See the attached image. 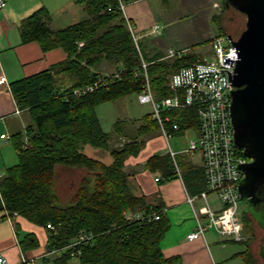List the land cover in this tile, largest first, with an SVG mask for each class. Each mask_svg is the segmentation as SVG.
Segmentation results:
<instances>
[{"label": "trees", "instance_id": "trees-1", "mask_svg": "<svg viewBox=\"0 0 264 264\" xmlns=\"http://www.w3.org/2000/svg\"><path fill=\"white\" fill-rule=\"evenodd\" d=\"M74 1L83 5L88 17L65 27L51 29L49 13L43 6L19 21L23 42L36 41L44 51L59 47L66 56L9 83L17 107L28 113L29 122L23 131L10 136L17 161L0 175V212L15 213L47 230L46 247L54 252L51 264H69L72 259L76 264H184L179 255L162 253L160 240L168 220L159 205L130 191L123 169L125 158L136 155L145 137L159 130L157 121L151 112L142 114L134 128L124 125L123 119L115 120L113 133L123 140L111 145V136L102 129L94 110L99 103L139 93L142 87L141 78L133 76L140 57L118 1ZM221 1L223 12L230 6ZM220 15L221 12L211 16L216 34H227ZM143 57L158 100L173 93L167 86L168 76L195 61L198 55L190 49L181 57ZM104 60L112 63L115 70L100 76L94 67ZM59 74L72 77V83L57 88ZM93 82L97 87L91 91L79 95L71 92ZM164 113L179 122L177 132L197 126L193 104ZM86 144L107 151L110 161L84 153ZM172 165L169 153L164 152L148 156L142 166L154 172ZM61 169L68 173L82 171L74 191L64 201L55 181ZM202 177L199 178L204 184ZM153 213L159 217L154 218ZM242 221L243 227L249 225ZM47 223L53 228L46 227ZM24 236L20 240L22 247L36 244L29 233ZM246 240H251L250 235ZM247 257L245 264H251L253 256L248 253Z\"/></svg>", "mask_w": 264, "mask_h": 264}, {"label": "crops", "instance_id": "crops-1", "mask_svg": "<svg viewBox=\"0 0 264 264\" xmlns=\"http://www.w3.org/2000/svg\"><path fill=\"white\" fill-rule=\"evenodd\" d=\"M126 1V15L134 33L138 38L147 37L150 44L146 56L162 54L165 57L168 47L193 51L194 44L207 41L216 34L212 27L205 25L208 17L212 16L216 0H196L195 5L200 4L201 8L195 16L189 15L193 8L190 6L191 0ZM41 6L49 13L48 25L51 29L62 28L88 17L83 5L74 0H5L4 6L0 8V75L6 78V81L0 83V134H8L6 138L0 137V175L6 166L17 161L11 134L23 131L29 122L28 113L17 107L9 83L45 69L66 56L59 47L44 51L36 41L21 40L20 19ZM184 17H188L186 22H182ZM154 23L161 25L159 33L150 32ZM104 63L103 67L106 68L109 62ZM67 79L64 74L57 75V88L70 85L72 77L70 84L61 83H66ZM177 131L170 130V135L166 138L158 130V135L150 136L136 155L125 158L123 169L127 172L130 191L134 195L143 196L152 205H159L168 220V227L160 240V248L165 256L179 255L184 264H245L248 253L254 256L251 241L246 240L249 235L242 241H233L246 244L244 249L227 244L231 240H221L213 228H208L203 238L187 239L186 235L195 229V220L185 201V191L196 193L201 190L204 184L199 177L203 173L199 151L188 152L185 147L182 151L175 152L171 147L169 138L183 132ZM116 137L123 139L122 136L115 135L110 141V144L113 142L111 145L120 144L121 141ZM170 150L174 152L173 157ZM164 152L169 153L173 162L167 170L152 172L142 166L148 156ZM99 153L105 157L97 158L106 163L110 161L107 151ZM167 173L170 175L166 176ZM156 176L159 180H155ZM209 199L213 208H217L215 196L210 194ZM195 204L199 206L202 201L197 199ZM26 233L30 234V240L36 241L35 245L22 247L20 240L25 238ZM46 240L47 230L44 227L19 218L15 213L4 215L0 212V257L6 259L5 263L0 264H16L22 256L34 258L32 264H51L54 252L47 250ZM74 260L76 259L72 261Z\"/></svg>", "mask_w": 264, "mask_h": 264}, {"label": "built area", "instance_id": "built-area-1", "mask_svg": "<svg viewBox=\"0 0 264 264\" xmlns=\"http://www.w3.org/2000/svg\"><path fill=\"white\" fill-rule=\"evenodd\" d=\"M117 7L126 21L134 45L140 57V63L134 67L133 76L141 78V90L137 93L140 103L151 105L152 117L158 123L160 132L168 138L170 130H179V122L173 120L168 113L171 109L184 108L188 105L196 106L197 136L189 140L185 151H199L204 178V187L196 193L185 191V201L191 208L195 220V229L186 237L193 240L204 237L208 228H213L221 240L242 241L243 214L239 211L238 185L243 177L239 164L249 159L238 148L233 139V127L230 121L229 92L232 88L230 75L234 71L237 60V49L228 38L227 34H215L211 40V56L197 58L195 61L179 67L168 76L167 86L173 91L172 95L156 99L152 89L146 67L148 62L144 59L139 47L138 37L134 33L126 15L128 1L117 0ZM5 0H0V8ZM213 7L219 8L217 3ZM111 8L108 6L107 10ZM161 25L154 23L150 27L151 33H159ZM188 51L187 48L168 47L165 57H181ZM118 73H115L117 76ZM4 75H0V83L6 81ZM97 87V82L73 88L71 92L79 95L91 91ZM168 126V128H167ZM0 137H8L2 133ZM174 152L170 150L173 157ZM159 180V177H155ZM210 194L215 196L217 208L210 203ZM202 201L196 205L195 201ZM127 217H132L130 214ZM158 218V213H153ZM52 229L53 225L46 224ZM34 258L21 257L16 264H32ZM0 262L6 259L0 257Z\"/></svg>", "mask_w": 264, "mask_h": 264}, {"label": "water", "instance_id": "water-1", "mask_svg": "<svg viewBox=\"0 0 264 264\" xmlns=\"http://www.w3.org/2000/svg\"><path fill=\"white\" fill-rule=\"evenodd\" d=\"M245 15V26L236 38L227 34L237 49L230 75V121L233 139L249 159L239 164L243 177L240 199L252 206L264 194V0H224Z\"/></svg>", "mask_w": 264, "mask_h": 264}, {"label": "rangeland", "instance_id": "rangeland-1", "mask_svg": "<svg viewBox=\"0 0 264 264\" xmlns=\"http://www.w3.org/2000/svg\"><path fill=\"white\" fill-rule=\"evenodd\" d=\"M198 1V0H197ZM207 1V0H206ZM212 1V0H211ZM219 8L214 7L212 9L211 14H215V12L220 13L221 12V19L222 24L224 25L225 32L227 34H231L233 38H236L241 30L245 26V15L236 9L232 7H228L224 9L225 11L222 12L221 9V0H216ZM194 2V3H193ZM196 0H191L190 6H193L191 8V12L189 15L195 16L199 12L200 8L199 5H195ZM195 5V6H194ZM188 20V17H184L182 22H186ZM205 25H207L208 28L212 27V31L217 32V27L215 23L213 22L212 18L207 19L205 21ZM215 28V29H214ZM138 43L140 46V49L142 53L146 56V50H148L149 43L147 37H139ZM193 51L198 55V57H206L208 60L212 58L211 53V41L207 40L201 43H196L192 47ZM104 62L107 63V61H102L100 64L94 67V70L100 72V76H103L105 73L109 74L115 70V66L112 65V63H108L107 67H103ZM66 76L67 81L64 83V81H60L62 84L67 85L71 83V80L69 76ZM59 82V80H58ZM96 116L100 122V125L103 130L108 132L110 134V141L115 136L113 133V123L117 119H123L124 125L128 126L129 128L136 127L139 123V118L142 114L146 112H151L152 108L149 103H140L137 99V93H130L125 96L119 97L114 100L104 101L102 103H99L95 105L94 107ZM133 120L135 122H133ZM158 135V130L151 132L148 136L145 137V141L151 136L156 137ZM197 136L196 128L195 127H188L183 130L182 134L180 135H172L169 138V143L171 147L174 149L175 152H180L183 150V148L187 147V144L190 139L195 138ZM118 138V137H116ZM118 141H121L123 139L118 138ZM113 144V142L111 143ZM84 153H86L89 156L92 157H100L103 159L105 156H100L101 154L99 152H103L104 150L101 148H96L91 145H84L83 150ZM183 154V153H181ZM176 158H178V155H176ZM105 159V158H104ZM16 161V160H15ZM4 170V169H3ZM81 170H77L73 173H68L63 171L62 169L59 170V174L57 175L55 181H56V187L57 191L59 193V197L61 200H66L70 194L74 191L78 180L81 176ZM239 211L243 214L244 221L248 222L249 225L246 227H243V234L244 236L250 235V241H251V250L253 253V262L251 264H264V258L259 254V244L261 243V239L264 235V230L258 225V223L252 218V216L248 213L250 209V205L248 204L247 200L245 198L239 199L238 202ZM263 219V218H262ZM264 225V224H263ZM245 226V225H244ZM248 233V234H247ZM229 245L238 246L241 249L245 247L244 244L239 242H229L227 243ZM250 254V253H249ZM73 260V259H72ZM70 261L69 264H74L76 260Z\"/></svg>", "mask_w": 264, "mask_h": 264}, {"label": "flooded vegetation", "instance_id": "flooded-vegetation-1", "mask_svg": "<svg viewBox=\"0 0 264 264\" xmlns=\"http://www.w3.org/2000/svg\"><path fill=\"white\" fill-rule=\"evenodd\" d=\"M260 201L255 203L248 213L258 223V225L264 230V194L260 196ZM263 218V219H262ZM259 254L264 258V235L259 244Z\"/></svg>", "mask_w": 264, "mask_h": 264}]
</instances>
